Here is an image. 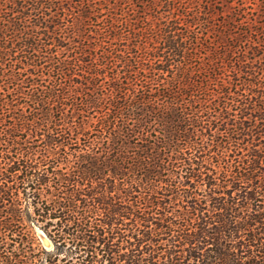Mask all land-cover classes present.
Segmentation results:
<instances>
[{
  "label": "trees",
  "instance_id": "obj_1",
  "mask_svg": "<svg viewBox=\"0 0 264 264\" xmlns=\"http://www.w3.org/2000/svg\"><path fill=\"white\" fill-rule=\"evenodd\" d=\"M0 264H264V0H0Z\"/></svg>",
  "mask_w": 264,
  "mask_h": 264
},
{
  "label": "rangeland",
  "instance_id": "obj_2",
  "mask_svg": "<svg viewBox=\"0 0 264 264\" xmlns=\"http://www.w3.org/2000/svg\"><path fill=\"white\" fill-rule=\"evenodd\" d=\"M37 236L41 244L48 250H52L54 248L53 242L48 238L41 228H37Z\"/></svg>",
  "mask_w": 264,
  "mask_h": 264
}]
</instances>
